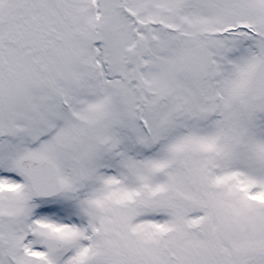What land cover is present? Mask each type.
<instances>
[{
	"label": "snow or ice",
	"instance_id": "snow-or-ice-1",
	"mask_svg": "<svg viewBox=\"0 0 264 264\" xmlns=\"http://www.w3.org/2000/svg\"><path fill=\"white\" fill-rule=\"evenodd\" d=\"M0 264H264V0H0Z\"/></svg>",
	"mask_w": 264,
	"mask_h": 264
}]
</instances>
